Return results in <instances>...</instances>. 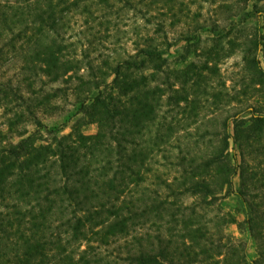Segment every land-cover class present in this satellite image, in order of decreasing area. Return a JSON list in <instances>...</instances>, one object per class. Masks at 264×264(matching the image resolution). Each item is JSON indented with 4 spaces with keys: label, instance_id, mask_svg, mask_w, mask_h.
Segmentation results:
<instances>
[{
    "label": "trees",
    "instance_id": "1",
    "mask_svg": "<svg viewBox=\"0 0 264 264\" xmlns=\"http://www.w3.org/2000/svg\"><path fill=\"white\" fill-rule=\"evenodd\" d=\"M204 1L225 16L190 20L176 0H0V264H242L218 205L238 174L252 211L241 229L264 264L262 108L201 112L220 100L204 70L230 56L234 33L264 88V23L247 34L236 19L253 0ZM206 31L213 44L190 59Z\"/></svg>",
    "mask_w": 264,
    "mask_h": 264
},
{
    "label": "rangeland",
    "instance_id": "2",
    "mask_svg": "<svg viewBox=\"0 0 264 264\" xmlns=\"http://www.w3.org/2000/svg\"><path fill=\"white\" fill-rule=\"evenodd\" d=\"M241 4L243 5L244 1L241 2ZM176 5L177 10L180 7L186 8V13H189L190 20L195 19L196 21L203 22V20H208L210 17L216 18L217 16H225V13L222 14L223 11L218 7V3L213 4L204 0H176ZM251 10H253L251 18L248 17V12H242L238 17H236V19H242V21L247 19L246 25L249 26L247 27V30L245 32L247 34L254 31L256 27H260L263 25L264 0H253L248 6L247 11ZM182 19L184 20V17H182ZM183 20H181V22ZM176 24L177 25L174 27L173 32H171L172 36L177 35L178 31L183 30L184 22H177ZM122 29V32L125 33L123 35L122 42H127V45L130 46L132 44V40H130L129 38H131L133 32H127L126 30L129 29L127 26H122ZM79 30L80 28L77 29V31ZM213 37L214 36L211 32H203L201 34V38L196 39V42L192 49V53H187L190 59L202 61V59H204L203 52L205 51V48L213 44ZM230 39H234L235 42L239 44L244 40L241 33H234L230 37L226 38L224 42L226 51H230L231 53L230 56L225 57L220 62L210 63V68L204 70V80L202 82L203 87H205V85L211 87L210 91H212V93L214 92L220 94V100L217 105L207 106L206 109H201V112L202 114H204L203 116L218 114L225 117L230 113L239 111L241 115L250 117L254 105L256 107L262 108L261 113L264 114V88L261 84H254L252 78L250 77L257 74L258 67L254 65L247 66V64L242 61L243 53L241 49L239 47H231L229 45ZM186 43L187 42L184 40L180 42L178 41L177 46L173 48L172 55L175 56V59L181 60L182 55L186 54V50L183 47L184 45H186ZM257 57L258 59H260V65L264 69V56L262 55L261 51H257ZM176 66L177 69L184 68L183 62H178ZM167 67V64H165L164 68L166 69ZM177 86H180V82ZM181 104L182 107L176 110V112L179 114V118L185 116L184 114L189 113V111L191 110V108L185 110V105L183 103ZM199 111L200 109L196 108L194 113H198ZM54 119L57 120H55V122H50V124H52L50 127L53 128V126H55L54 123H57V126L60 127V133H68L71 130L70 125L72 124V122L61 125V120L58 117H55ZM196 125L197 124H195L194 126ZM233 127L234 124L232 126V132ZM96 130L97 127L94 124L88 126L86 129L88 133H94L96 132ZM42 134L45 138H50L53 136V134H50L49 131L45 130H43ZM232 151L234 152V150ZM241 183L242 180L240 175L238 174L234 179L235 192L231 193L225 198H222L218 202L222 213L230 214L233 220H235V222L233 223L223 224V226H221V230L243 240L246 245V258L242 264H253L252 261L257 258V246L250 236L249 232L243 231L244 229H241V225H243L244 227L245 221L251 216L252 211L250 206L244 202L243 198L238 193Z\"/></svg>",
    "mask_w": 264,
    "mask_h": 264
}]
</instances>
